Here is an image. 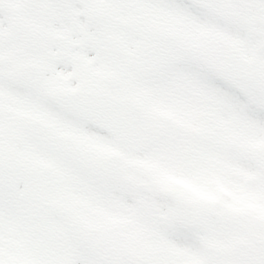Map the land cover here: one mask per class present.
Here are the masks:
<instances>
[{
	"label": "snow or ice",
	"instance_id": "1",
	"mask_svg": "<svg viewBox=\"0 0 264 264\" xmlns=\"http://www.w3.org/2000/svg\"><path fill=\"white\" fill-rule=\"evenodd\" d=\"M0 264H264V0H0Z\"/></svg>",
	"mask_w": 264,
	"mask_h": 264
}]
</instances>
